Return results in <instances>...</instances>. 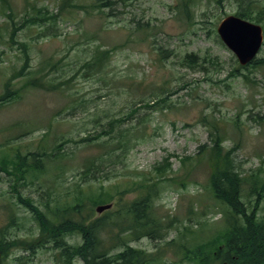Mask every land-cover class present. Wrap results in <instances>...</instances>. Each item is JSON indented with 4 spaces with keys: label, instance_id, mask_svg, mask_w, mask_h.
Instances as JSON below:
<instances>
[{
    "label": "rangeland",
    "instance_id": "rangeland-1",
    "mask_svg": "<svg viewBox=\"0 0 264 264\" xmlns=\"http://www.w3.org/2000/svg\"><path fill=\"white\" fill-rule=\"evenodd\" d=\"M242 11L264 28V0H0L5 264L67 261L43 244L36 218L49 202L101 196L124 227L135 214L122 208L151 188L142 215L158 228L130 245L161 251V264L210 260L227 227L210 187L217 133L244 179L246 213L264 218V63L241 66L217 34Z\"/></svg>",
    "mask_w": 264,
    "mask_h": 264
},
{
    "label": "trees",
    "instance_id": "trees-1",
    "mask_svg": "<svg viewBox=\"0 0 264 264\" xmlns=\"http://www.w3.org/2000/svg\"><path fill=\"white\" fill-rule=\"evenodd\" d=\"M107 5L111 4L103 3L99 5V8L102 9ZM237 15L248 20L252 17L244 11ZM257 63L262 64L264 60L253 62V64ZM245 78L247 79L246 76ZM166 102L167 99L162 97L156 104H166ZM167 107L168 105L163 106L162 110ZM108 132L104 131V133ZM215 135L216 139L211 149H213L216 164L210 177V187L214 198L226 208L227 227L223 232L225 244L215 251L216 254H208L212 257L210 260H201L199 264H225L226 262L228 264H264V218L258 219L254 214L246 213V207L242 202L244 179L233 165V150L224 151L222 145L224 138L219 133ZM95 165L98 166V163L92 164L93 167ZM260 185L258 196L264 192V180ZM155 193L158 194V192ZM154 195V189L151 188L149 192L145 190L140 192L133 202L128 201L130 204L122 209L135 215L132 217L131 225L124 227L120 226V221L116 218L120 216L119 205H116V208L113 207L112 211L96 216L94 206L102 202L101 196H91L88 203L81 199H74L73 205L69 201L63 203L55 200L54 211L52 203L49 202L48 206H45L46 212H41L40 217L36 218L41 227L43 244L50 242L55 244V247L61 248L62 259L66 261L65 257H67V261L63 264H71L76 256L83 259V264H161L163 261L161 251L147 253L130 245L132 241L148 236L158 228L156 226L158 222L142 215L144 208L151 209ZM123 216L127 214L124 213ZM72 231H76L85 238L83 245L78 247L67 245L64 236ZM212 242L218 243L213 240ZM117 249L121 250L114 256L113 252ZM208 257L206 255V259ZM164 264L167 263L164 262Z\"/></svg>",
    "mask_w": 264,
    "mask_h": 264
},
{
    "label": "water",
    "instance_id": "water-1",
    "mask_svg": "<svg viewBox=\"0 0 264 264\" xmlns=\"http://www.w3.org/2000/svg\"><path fill=\"white\" fill-rule=\"evenodd\" d=\"M218 33L242 65L254 60L263 43L262 27L238 16L225 18L218 27ZM111 207V204L99 206L97 212L102 213Z\"/></svg>",
    "mask_w": 264,
    "mask_h": 264
},
{
    "label": "flooded vegetation",
    "instance_id": "flooded-vegetation-1",
    "mask_svg": "<svg viewBox=\"0 0 264 264\" xmlns=\"http://www.w3.org/2000/svg\"><path fill=\"white\" fill-rule=\"evenodd\" d=\"M1 247H2V251H3L2 252L3 256H4V254L7 255L8 250H10V248H11V245L7 241V238H4V240L1 243ZM5 260H7V258Z\"/></svg>",
    "mask_w": 264,
    "mask_h": 264
}]
</instances>
